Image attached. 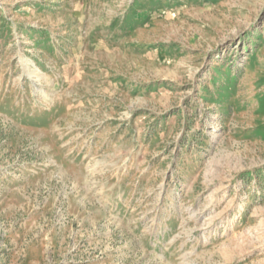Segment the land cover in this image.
I'll list each match as a JSON object with an SVG mask.
<instances>
[{
    "label": "rangeland",
    "instance_id": "1",
    "mask_svg": "<svg viewBox=\"0 0 264 264\" xmlns=\"http://www.w3.org/2000/svg\"><path fill=\"white\" fill-rule=\"evenodd\" d=\"M0 264H264V0H0Z\"/></svg>",
    "mask_w": 264,
    "mask_h": 264
},
{
    "label": "bare ground",
    "instance_id": "2",
    "mask_svg": "<svg viewBox=\"0 0 264 264\" xmlns=\"http://www.w3.org/2000/svg\"><path fill=\"white\" fill-rule=\"evenodd\" d=\"M31 66H32L31 61H27V62L24 64V67H25V68H29V67H31ZM26 72H27V71H26ZM28 74H29L30 76H32V77H35V78L38 77V79L44 76L43 74L39 73V74H40V75H39V74L35 73V71H32V70H31V72H29Z\"/></svg>",
    "mask_w": 264,
    "mask_h": 264
}]
</instances>
